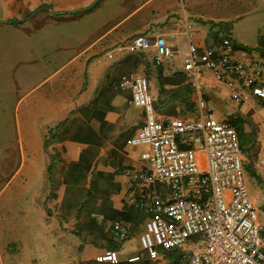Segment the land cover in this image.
Masks as SVG:
<instances>
[{
	"label": "crops",
	"instance_id": "0c3cea01",
	"mask_svg": "<svg viewBox=\"0 0 264 264\" xmlns=\"http://www.w3.org/2000/svg\"><path fill=\"white\" fill-rule=\"evenodd\" d=\"M236 2L211 14L212 0H0V228L8 203L37 212L47 232H61L68 264H109L95 256L110 248L118 264H177L180 250L149 259L138 241L143 204L163 195L148 182L144 147L128 144L144 123L143 108L117 82L123 74L145 76L159 120L196 118L201 96L215 118L247 134L245 146L237 133L253 164L264 140L260 100L249 90L234 99L211 71L195 88L182 69L189 42L201 49L223 37L264 57V16L254 8L264 0H253L250 12ZM136 35L164 37L173 56L133 50ZM30 184L35 191L27 196ZM80 186L83 195L71 200ZM114 221L128 226L124 238L112 235ZM4 243L0 264H18ZM134 255L139 260L127 262ZM20 257L37 262L33 254Z\"/></svg>",
	"mask_w": 264,
	"mask_h": 264
},
{
	"label": "built area",
	"instance_id": "2783aa9c",
	"mask_svg": "<svg viewBox=\"0 0 264 264\" xmlns=\"http://www.w3.org/2000/svg\"><path fill=\"white\" fill-rule=\"evenodd\" d=\"M129 44L133 50L153 48L158 60L174 54L162 36L150 40L136 35ZM182 69L195 88L211 71L218 81L231 86L234 99L249 90L260 100L258 108L264 122V57L235 48L223 37L201 49L189 42ZM117 87L129 89L133 103L144 111V123L128 144L144 147L140 158L148 163L149 184H165L173 193L167 201L153 196L143 204L146 218L138 241L147 257L155 259L160 252L180 250L178 264H264L260 218L243 180L236 128L215 118L201 96L196 118L159 120L148 81L141 74L121 75ZM199 144L203 165L197 153ZM260 161L264 163V156ZM110 229L120 239L128 233L122 221H114ZM200 236L204 240L201 250L183 248L193 237L197 243ZM95 260L118 264L119 255L115 249H105ZM137 260V255L127 258L128 262Z\"/></svg>",
	"mask_w": 264,
	"mask_h": 264
},
{
	"label": "rangeland",
	"instance_id": "374dc122",
	"mask_svg": "<svg viewBox=\"0 0 264 264\" xmlns=\"http://www.w3.org/2000/svg\"><path fill=\"white\" fill-rule=\"evenodd\" d=\"M237 0H212L213 6L208 4V13L211 14H221V8L224 6L225 2H228V5L235 7ZM244 7L243 9L245 12H250L252 9V2L253 0H243ZM216 7V8H215ZM260 7V8H258ZM260 9L258 14L264 16V5H256V7ZM242 9V10H243ZM215 11V12H214ZM257 14V12H255ZM254 15V14H253ZM251 13L249 17H251ZM247 134L243 133L240 136V143L246 146L247 144ZM257 144L260 146L259 154L255 157L253 164L248 162L245 158L246 151H241V160H242V176L244 183L246 185L248 194L252 199L254 206L259 214L261 228H260V238L262 241V247L264 250V163H261L260 158H263L264 154L262 152L263 147V139H259ZM245 148V147H244ZM202 150L201 144L197 145V153L200 154ZM146 165H148L147 161L143 160ZM9 187H13L12 182H9ZM160 193H162V201H167L172 198L173 193L169 189V187L162 183L153 184ZM33 185H28L27 196H32V193L35 191L33 190ZM84 187L80 186L78 189H72L70 192V199L73 200L76 198V194L83 195ZM76 192V193H75ZM7 193V192H6ZM8 199H6L7 201ZM23 202V201H22ZM21 204L23 205V203ZM15 205V204H14ZM24 206V205H23ZM30 208V205H29ZM31 210V209H30ZM4 223L3 227L0 228V240L3 243L6 239L7 245L4 243V246H8V251L11 257H16L15 262L18 264H27V260L20 257L25 253L33 254L36 258L35 264H68L66 262V257L63 252V238L62 234L59 230L56 232L50 233L47 232V229L42 227L41 222L38 223V213L35 211H15V207L6 203L4 207ZM1 214V213H0ZM20 234L24 235L26 239L25 242H22L24 238H20ZM20 238L22 243L21 254L20 251V244L16 242L15 238ZM51 237V238H48ZM38 238L43 240L44 243L47 245H41L38 241ZM197 238L193 237L190 239L189 242L183 245L184 249H188L191 251H199L203 248V237H199L198 242L196 243ZM49 241H52V246L48 247ZM38 243V244H37ZM14 262V261H13ZM30 264V262H28Z\"/></svg>",
	"mask_w": 264,
	"mask_h": 264
},
{
	"label": "trees",
	"instance_id": "16d2710c",
	"mask_svg": "<svg viewBox=\"0 0 264 264\" xmlns=\"http://www.w3.org/2000/svg\"><path fill=\"white\" fill-rule=\"evenodd\" d=\"M233 43V45H234V47L235 48H242V49H247V50H249V47H247V46H244V45H240V44H236L235 42H232ZM233 125V124H232ZM235 127V126H234ZM236 128V130H237V133L239 134V135H241L242 133H240L239 131H238V128L237 127H235ZM117 215H120V213H116ZM128 262V261H127ZM177 264H178V258H177Z\"/></svg>",
	"mask_w": 264,
	"mask_h": 264
}]
</instances>
